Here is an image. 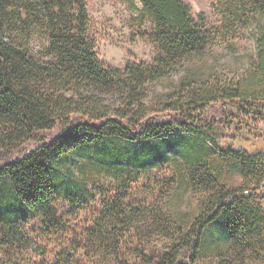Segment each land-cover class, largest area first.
Instances as JSON below:
<instances>
[{
  "label": "trees",
  "instance_id": "16d2710c",
  "mask_svg": "<svg viewBox=\"0 0 264 264\" xmlns=\"http://www.w3.org/2000/svg\"><path fill=\"white\" fill-rule=\"evenodd\" d=\"M127 1L142 21L153 20L152 32H144L157 45L152 63L114 67L99 59L85 0H0L2 244L33 245L28 230L36 218L43 234L64 232L59 199L73 208L93 200L120 214L119 199L103 197L90 180L91 170L128 185L133 174L172 162L187 169L193 186L208 187L210 196L187 232L177 226L179 238L158 264H195L204 227L218 219L230 235V249L243 252L260 219L261 206L251 204L260 196L249 185L264 175V148L222 152L240 163L246 181L236 188L221 184L209 161L210 121L202 113L219 100L236 105L235 98L245 113H263L264 104L257 101L264 99V32L254 72L226 83L202 80L185 65L209 39L205 12L195 18L184 0ZM251 4L256 12L239 19L264 30V0ZM38 31L45 37L42 58L29 43ZM179 72L174 94L165 96L160 108L149 104L153 84ZM75 259L68 250L59 261Z\"/></svg>",
  "mask_w": 264,
  "mask_h": 264
},
{
  "label": "rangeland",
  "instance_id": "374dc122",
  "mask_svg": "<svg viewBox=\"0 0 264 264\" xmlns=\"http://www.w3.org/2000/svg\"><path fill=\"white\" fill-rule=\"evenodd\" d=\"M184 1L195 18L199 12H205L209 31L206 45L189 58L186 69L202 80L222 83L240 80L256 70L258 41L264 30L256 22L244 23L239 19L244 12H256L251 0H233V4L229 0ZM85 2L88 33L99 59L114 67H124L128 62H153L157 45L149 35H144L154 28L149 16L142 21L138 9L127 0ZM137 6L141 8V2L137 1ZM43 42L45 37L39 31L29 41L31 52L40 58ZM181 72L153 84L149 104L160 108L164 97L174 94ZM234 102L236 105L228 100L213 102L202 114L203 119L210 121L205 131L212 148L209 161L215 175L221 184L236 188L246 178L240 163L222 152L243 146L252 152L264 148V110L256 115L245 113L239 107L241 99L235 98ZM257 102L263 105L264 99ZM89 174L92 183L102 188L106 200L119 199L120 214H111L93 200L73 208L65 199H59L57 207L64 219V232L43 234L36 218L28 230L33 245L25 240L6 246L2 244L5 238L0 230V264H63L59 259L68 250L75 255L73 264H158L179 238L177 226L187 232L210 196L208 187L193 186L187 169L172 162L133 174L128 185L93 170ZM249 187L251 193L260 196L252 198L251 204L254 209L261 206V213L254 233L248 235L246 249H230V235L223 220L218 219L204 227L195 264H227V259L229 264H264V175L254 178Z\"/></svg>",
  "mask_w": 264,
  "mask_h": 264
}]
</instances>
